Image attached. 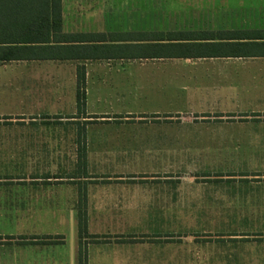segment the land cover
Listing matches in <instances>:
<instances>
[{
  "label": "rangeland",
  "instance_id": "obj_1",
  "mask_svg": "<svg viewBox=\"0 0 264 264\" xmlns=\"http://www.w3.org/2000/svg\"><path fill=\"white\" fill-rule=\"evenodd\" d=\"M112 1L99 4L108 6L105 11L111 14L106 20L110 30L178 31L175 18L182 15L178 0ZM206 3L207 0L198 1L197 9L206 11ZM219 68L217 74H221ZM236 68L239 70L241 66H228L226 71L234 73ZM208 69L211 67L178 60L98 69L89 83L90 109L115 113L178 109L190 113L203 106L198 101H187V97L230 91L216 89L215 79L209 81L203 75ZM102 95L106 97H99ZM182 97L185 98L179 99ZM12 100L8 93L0 94V112L19 111L21 108ZM75 118L42 116L36 123L31 119L21 123L14 117L0 120L1 240L56 231L69 239L78 235V211L70 212L71 216L66 214L69 212H60L65 223L59 226L52 212L15 209L17 191L22 185L30 184L35 174L39 182H46V177H51L53 182L63 179V184L70 188H78V179L82 177H89L86 184L102 185L110 183L106 177L114 176L112 183H115L117 176L124 174L123 182L129 185L178 189V204L167 205L169 209L111 212L120 220L135 221L136 235L130 238L157 242L162 254L178 256V264H264V145H238L243 141H239L241 134L233 123L230 127L224 121L212 119L198 124L192 116H178L176 121L140 120V124L147 123L149 127L141 125L134 132L138 134L136 138L166 139L161 146H95L89 147L87 158L85 147L72 143L65 147L39 148L16 145L19 139L73 142L86 137L112 139L118 135L126 139L134 134L126 128L132 120L114 121L117 127L111 130L105 125L106 119L84 118L79 114ZM159 122L165 123L161 124L165 130L151 131L150 124ZM25 149H38L39 153L25 156ZM83 212L88 215L87 211Z\"/></svg>",
  "mask_w": 264,
  "mask_h": 264
},
{
  "label": "crops",
  "instance_id": "obj_2",
  "mask_svg": "<svg viewBox=\"0 0 264 264\" xmlns=\"http://www.w3.org/2000/svg\"><path fill=\"white\" fill-rule=\"evenodd\" d=\"M201 0H178L182 15L175 18L178 21V32L196 33H228L244 31H264V0H207L206 11L197 9L196 4ZM113 3L112 0H62L63 32L66 34H113V33H149L145 30H110L106 23L110 12L105 11L108 6L99 4ZM211 3L215 6H211ZM186 4V9L184 7ZM110 14V15H109ZM129 23V22H128ZM143 23V22H142ZM144 24V23H143ZM142 24V25H143ZM183 61L189 65H207L211 67L203 74L211 81L215 88L221 90L215 94L187 97V101H198L200 106L190 113L172 109L168 111L151 110L144 112L115 113L113 111H97L90 109L89 83L92 75L99 69L111 68L112 65L128 63H155L166 61ZM240 65L233 72L226 71L228 66ZM86 71V82L82 111L79 110L78 67ZM221 67L222 69L220 70ZM216 68L221 74H217ZM212 71V72H211ZM0 94L8 93L13 98L12 103L19 106V111L11 110L0 112L1 119L19 120L25 123L31 119L44 117L69 116L76 119L77 115L84 118L99 117L106 119V126L117 127L119 122L127 123V130L138 131L142 125L140 120L153 118L157 121H176L182 118L194 117L198 124L203 121L217 119L230 126L238 127L240 138L238 145H264V58H211V59H173V60H27L0 62ZM207 82V81H205ZM222 88L223 86H227ZM233 90H231V89ZM238 89V91H237ZM238 93H235V92ZM101 93L97 94L100 95ZM106 97V96H99ZM185 97L179 98L183 99ZM101 98H98L100 100ZM177 99V98H176ZM212 104V106H211ZM217 104V105H214ZM225 106V107H222ZM237 105L238 107H231ZM207 106V107H205ZM205 107V108H204ZM221 107V108H220ZM231 108V109H230ZM240 108V109H239ZM217 115V118L215 117ZM86 116V117H85ZM212 117V118H211ZM152 119V120H153ZM63 120V119H61ZM213 121V120H212ZM230 121V122H226ZM234 121V122H231ZM150 124L151 131H164L163 122ZM119 126L116 128L119 131ZM231 127V126H230ZM207 128V127H206ZM87 127L85 130H88ZM208 129V128H207ZM228 129V128H227ZM230 129V128H229ZM87 134V133H86ZM138 134H129L126 139H76L69 142L65 139H19L16 145L21 147H65L82 146L88 158L89 147H117L124 145L161 146L166 139L156 140L136 138ZM151 137V136H150ZM24 155L37 156L38 149L24 150ZM23 152L22 156H23ZM49 151H46L48 154ZM49 155V154H48ZM114 176L106 179L108 184H86L89 177L78 179L80 186L70 188L62 181L53 182L46 177V182H39L36 174L30 179V184L22 185L17 191L16 210L29 212H52L56 224L63 225V213L71 216L70 212L87 211V228L90 236H98L93 242L87 243L88 264H178V256L169 253L162 254V247L157 242L145 238H130L135 234L136 223L125 218L120 220L114 211H142L169 209L167 205L177 206L178 189L166 190L151 187L134 186L124 183L125 176ZM25 180H22L24 182ZM57 181V180H56ZM123 182V183H122ZM43 183V184H40ZM57 183V184H55ZM82 183V184H81ZM173 196V197H172ZM66 217V215L64 216ZM60 221V222H59ZM140 227V226H139ZM141 228V227H140ZM63 238L59 243H51L46 238ZM2 237H0V240ZM3 239H8L3 237ZM138 239V240H137ZM79 247L78 235L76 238H67L60 231L14 238L0 241V264H77ZM171 249V248H170ZM176 251V248L174 247ZM173 257V258H172ZM169 260V261H168Z\"/></svg>",
  "mask_w": 264,
  "mask_h": 264
},
{
  "label": "trees",
  "instance_id": "obj_3",
  "mask_svg": "<svg viewBox=\"0 0 264 264\" xmlns=\"http://www.w3.org/2000/svg\"><path fill=\"white\" fill-rule=\"evenodd\" d=\"M62 12V0H0V62L264 58V31L66 34ZM85 82V68L79 66L80 111ZM77 220V264H88L85 239L99 237L88 234L86 212L78 211Z\"/></svg>",
  "mask_w": 264,
  "mask_h": 264
}]
</instances>
